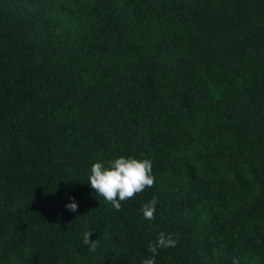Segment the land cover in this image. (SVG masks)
Wrapping results in <instances>:
<instances>
[{"label": "trees", "instance_id": "obj_1", "mask_svg": "<svg viewBox=\"0 0 264 264\" xmlns=\"http://www.w3.org/2000/svg\"><path fill=\"white\" fill-rule=\"evenodd\" d=\"M0 87V202L54 205L8 208L0 264H141L161 231L156 264H264V0H0ZM120 156L155 181L117 211L88 182Z\"/></svg>", "mask_w": 264, "mask_h": 264}, {"label": "clouds", "instance_id": "obj_2", "mask_svg": "<svg viewBox=\"0 0 264 264\" xmlns=\"http://www.w3.org/2000/svg\"><path fill=\"white\" fill-rule=\"evenodd\" d=\"M153 163L150 159H137L135 157L120 156L107 161L93 163L91 166V175L89 184L98 196L108 201L115 210H121L122 201L133 198L141 193L146 187H153L155 177L152 173ZM157 199L142 205L141 211L146 220L155 219ZM70 211H77L78 203L72 198V202L65 205ZM92 233L84 235L83 243L89 246L90 252H95L97 248L96 241L90 239ZM178 238L174 234L161 231L155 242H150L148 251L152 253L150 258L142 260L141 264H156L158 249L174 248L177 246ZM234 264H237L234 261Z\"/></svg>", "mask_w": 264, "mask_h": 264}, {"label": "rangeland", "instance_id": "obj_3", "mask_svg": "<svg viewBox=\"0 0 264 264\" xmlns=\"http://www.w3.org/2000/svg\"><path fill=\"white\" fill-rule=\"evenodd\" d=\"M7 90L0 87V102L6 100ZM47 183L34 185L30 188H16L5 193L4 199L0 202V225L2 223L3 214L8 213V208L17 205L19 207V214H25L28 218L38 217L45 219L47 213L54 207L51 201L40 202L37 200L38 194L46 188ZM122 201L124 207L128 201ZM32 227H15L12 231L6 232L3 228L0 229V260L4 257L6 252L21 241L25 234Z\"/></svg>", "mask_w": 264, "mask_h": 264}]
</instances>
